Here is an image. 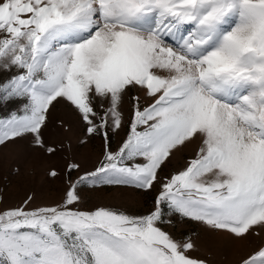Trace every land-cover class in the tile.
<instances>
[{"label":"snow or ice","instance_id":"snow-or-ice-1","mask_svg":"<svg viewBox=\"0 0 264 264\" xmlns=\"http://www.w3.org/2000/svg\"><path fill=\"white\" fill-rule=\"evenodd\" d=\"M0 74V106L19 102L0 118V149L29 138L55 155L43 129L60 103L104 140L59 203L0 209V264H213L192 255L198 235L167 230L174 216L258 238L237 264H264V0H0ZM82 185L156 194L143 215L82 209Z\"/></svg>","mask_w":264,"mask_h":264},{"label":"rangeland","instance_id":"rangeland-1","mask_svg":"<svg viewBox=\"0 0 264 264\" xmlns=\"http://www.w3.org/2000/svg\"><path fill=\"white\" fill-rule=\"evenodd\" d=\"M6 74H0V79ZM135 94V93H133ZM18 103L0 106V118L18 107ZM128 103L124 105V128L119 134L111 137V148L115 150L127 132L129 118ZM47 144L55 145V155L47 156L40 149L29 145L28 139L16 140L0 149V209L19 206L29 195L34 196L30 207L42 204L59 203L68 186L69 178L75 181L85 171H93L103 158L104 140L102 135L88 136L83 123L75 113L64 103L57 104L50 110L48 126L43 129ZM195 144H190L175 152L164 168L161 175L181 169L188 159L194 155ZM75 162L80 165L79 170L70 174L66 165ZM19 166L20 173L12 170ZM55 168L59 175L56 178L47 176V171ZM31 170V174H29ZM157 185V189H158ZM79 192L83 202L78 205L82 209L94 206H108L128 211L130 214L143 215L152 207L156 194L154 189L150 193L129 187H96L82 185ZM173 225L166 226L174 236L180 238L187 234L199 236L198 251L193 256H205L213 264H237L239 258L251 251L259 243V239L246 241H232L225 235L216 236L199 223L181 220L174 216Z\"/></svg>","mask_w":264,"mask_h":264},{"label":"bare ground","instance_id":"bare-ground-1","mask_svg":"<svg viewBox=\"0 0 264 264\" xmlns=\"http://www.w3.org/2000/svg\"><path fill=\"white\" fill-rule=\"evenodd\" d=\"M235 242H237V241H235Z\"/></svg>","mask_w":264,"mask_h":264}]
</instances>
